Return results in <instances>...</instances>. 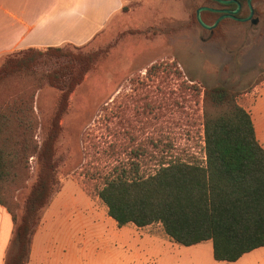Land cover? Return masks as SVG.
<instances>
[{
  "label": "rangeland",
  "instance_id": "374dc122",
  "mask_svg": "<svg viewBox=\"0 0 264 264\" xmlns=\"http://www.w3.org/2000/svg\"><path fill=\"white\" fill-rule=\"evenodd\" d=\"M190 11L188 0H122L108 23L78 45L96 56L61 119L57 182L33 235L40 236L41 264H165V247L144 238L145 229L132 230L133 223L118 226L98 190L121 169L147 176L173 160L203 162L204 89L224 85L239 92L240 104L264 80V26L217 34L206 44L201 28L188 24ZM14 52L0 56V67ZM155 62L160 69L148 74ZM26 85L17 75L3 80L0 103ZM61 96L49 84L36 92L39 142ZM36 159L27 186L15 194L18 215L37 176ZM149 231L165 241L162 225Z\"/></svg>",
  "mask_w": 264,
  "mask_h": 264
},
{
  "label": "trees",
  "instance_id": "16d2710c",
  "mask_svg": "<svg viewBox=\"0 0 264 264\" xmlns=\"http://www.w3.org/2000/svg\"><path fill=\"white\" fill-rule=\"evenodd\" d=\"M95 56L78 45L28 47L0 67V83L13 75L28 80L0 103V204L14 223L6 264H26L29 258L41 210L57 182L55 144L61 119ZM160 65L151 64L147 73ZM45 84L59 88L62 96L39 142L35 95ZM238 94L224 85L204 89L203 162L173 160L147 176L121 169L105 177L97 194L118 226L159 222L182 245L211 239L214 258L220 261H235L264 245V147ZM34 156L37 176L18 215L15 194L27 186Z\"/></svg>",
  "mask_w": 264,
  "mask_h": 264
},
{
  "label": "crops",
  "instance_id": "0c3cea01",
  "mask_svg": "<svg viewBox=\"0 0 264 264\" xmlns=\"http://www.w3.org/2000/svg\"><path fill=\"white\" fill-rule=\"evenodd\" d=\"M113 2V3H112ZM122 0H0V56L28 47L45 48L62 44L89 42L111 19ZM240 104L251 114L256 135L264 147V80L253 91L243 94ZM145 229L144 238L165 247V264H264V245L245 253L235 261L214 258L211 239L182 245L165 232V239ZM157 225H162L157 223ZM14 223L0 204V264H6ZM40 236L33 237L26 264H41Z\"/></svg>",
  "mask_w": 264,
  "mask_h": 264
},
{
  "label": "flooded vegetation",
  "instance_id": "af4514ba",
  "mask_svg": "<svg viewBox=\"0 0 264 264\" xmlns=\"http://www.w3.org/2000/svg\"><path fill=\"white\" fill-rule=\"evenodd\" d=\"M188 1L191 5L188 24L201 28L204 34L200 39L206 44H212L213 37L217 34H223L224 38H227L237 32L250 33L264 26V0H199L194 5V0ZM199 9L202 21L211 27L200 23Z\"/></svg>",
  "mask_w": 264,
  "mask_h": 264
},
{
  "label": "water",
  "instance_id": "95a60500",
  "mask_svg": "<svg viewBox=\"0 0 264 264\" xmlns=\"http://www.w3.org/2000/svg\"><path fill=\"white\" fill-rule=\"evenodd\" d=\"M202 8H204V7H202ZM202 8H200V9H202ZM200 9L198 10V20L200 21V23H201L203 26H205V27H211V26L205 24V23L202 21V19H201V17H200V12H199Z\"/></svg>",
  "mask_w": 264,
  "mask_h": 264
}]
</instances>
